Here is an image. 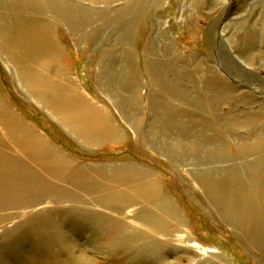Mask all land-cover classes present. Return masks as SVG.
<instances>
[{
  "label": "rangeland",
  "instance_id": "rangeland-1",
  "mask_svg": "<svg viewBox=\"0 0 264 264\" xmlns=\"http://www.w3.org/2000/svg\"><path fill=\"white\" fill-rule=\"evenodd\" d=\"M19 1L0 0V163L25 165L0 169V264H264V0Z\"/></svg>",
  "mask_w": 264,
  "mask_h": 264
},
{
  "label": "bare ground",
  "instance_id": "bare-ground-1",
  "mask_svg": "<svg viewBox=\"0 0 264 264\" xmlns=\"http://www.w3.org/2000/svg\"><path fill=\"white\" fill-rule=\"evenodd\" d=\"M28 1V0H27ZM17 2H20L19 0H17ZM24 2H25V0H24ZM52 2V1H51ZM27 4V3H26ZM25 4V5H26ZM18 5V4H17ZM20 7V6H19ZM48 8H50V6H47ZM52 8H53V6H52ZM55 8H58V7H55ZM45 9H46V7H45ZM52 11V10H51ZM53 12V11H52ZM57 12V11H56ZM29 25V24H28ZM38 25V24H37ZM33 26H35V25H33ZM27 27V26H26ZM29 28H30V25H29ZM22 29H24L23 27H22ZM36 29V28H35ZM16 30H18L19 31V28L18 29H16ZM21 30V29H20ZM37 30V29H36ZM38 31V30H37ZM43 31V29L41 30L40 29V32H38V33H40V40L39 41H41V42H43V43H48L49 44V42H48V36H49V33H47L48 31L47 30H45V31H47L46 32V34H48V36L45 34V32H42ZM17 32V31H16ZM13 33L14 32H12V35H13ZM17 33H19L20 34V31L19 32H17ZM17 33H16V35H17ZM36 33V32H35ZM37 33V34H38ZM22 35H24V34H22ZM18 36V35H17ZM20 36V35H19ZM27 36V35H26ZM52 37H53V35H51ZM23 37H25V36H23ZM29 37V36H28ZM22 40H25V39H22ZM29 40V39H28ZM31 40V39H30ZM35 40V39H34ZM51 40V39H50ZM31 41H33V39L31 40ZM31 41H29V42H31ZM38 41V44L40 43ZM27 42V41H26ZM33 43V42H32ZM31 43V44H32ZM43 43H41V44H43ZM5 44V43H4ZM29 44V43H28ZM37 44V45H38ZM44 45V44H43ZM43 45L41 46V47H43ZM40 46H35L34 45V47H40ZM45 46H47L46 44H45ZM45 46H44V48H45ZM49 46V45H48ZM33 48V47H32ZM40 49V48H39ZM36 49L34 48V50L33 51H35ZM21 71V70H20ZM125 82V81H124ZM122 90V89H121ZM120 90V91H121ZM62 91V90H61ZM63 92V91H62ZM45 93V92H44ZM60 97V96H59ZM60 100H61V102H62V99L60 98L59 99V101L58 102H60ZM75 100V99H74ZM80 101V100H79ZM91 101V100H90ZM60 102V103H61ZM128 102V101H127ZM82 103V102H81ZM151 103V102H150ZM72 104V103H71ZM52 105V104H51ZM66 105V104H65ZM72 105H74V103L72 104ZM152 106V105H151ZM67 108V107H66ZM69 108H71V111H72V113H73V115H74V112H76V109L75 108H73V107H69ZM79 108V107H78ZM80 109H81V106H80ZM88 109H89V107H88ZM86 110V109H85ZM91 110H93L92 108H91ZM82 111V110H81ZM80 111V112H81ZM94 111H96V110H94ZM130 111H132V110H130ZM77 113H78V111H77ZM134 113V112H133ZM8 114V113H7ZM65 114V113H64ZM70 114V113H69ZM82 114V113H81ZM89 114V113H88ZM91 115H88V117H85V116H83V117H85V118H83V117H80V119H79V117L75 114L74 116L78 119V120H81L82 122H83V124H87L85 127H86V129H85V131H87L88 130V123H89V121H87L88 119H90V120H94V122L95 121H99L100 120V116H99V114L97 113V112H92V113H90ZM100 114H101V112H100ZM173 114V113H172ZM130 115V114H129ZM73 116V118H75ZM131 117V116H130ZM67 119L68 118H70L71 119V117H69V115H68V117H66ZM75 118V119H76ZM74 119V120H75ZM5 121H7V122H5L4 123V125H6V126H8V127H4V128H10V126H11V124H10V122L13 124V121H11V120H5ZM67 121V120H66ZM72 121V120H71ZM88 123H87V122ZM63 122V121H62ZM92 123V124H90L89 123V125L91 126V125H93L92 127L93 128H91L90 129V131L88 130L87 131V133H89V134H91V133H97V134H100L101 132L99 131V129L98 128H100L101 127V125H100V123L98 124V125H100V127H98L97 129H96V123ZM107 122V121H106ZM64 123V122H63ZM71 123V122H70ZM102 123V122H101ZM67 124V123H66ZM110 124V123H109ZM109 124H107L108 126H110ZM21 128V127H20ZM109 129V128H108ZM9 130V129H8ZM84 130V129H83ZM83 132V131H82ZM98 132H100V133H98ZM26 134V133H25ZM84 134V133H83ZM31 139H33V135L32 134H27L26 135V138H25V140H26V146L28 147V148H30L31 150L30 151H33V150H36V149H38V147L40 146V142L39 143H30V141H31ZM25 140H23V141H25ZM23 141H19L21 144L22 143H24ZM207 141H210V139H208ZM11 142V141H10ZM12 142H14V140L12 141ZM210 142H212V141H210ZM15 143V142H14ZM2 145V144H1ZM25 146V145H24ZM10 147V146H9ZM26 147V148H27ZM7 148V147H6ZM25 149V148H24ZM5 151V150H4ZM5 152H7V151H5ZM17 152V151H16ZM56 152V151H55ZM8 153V152H7ZM34 153V152H33ZM28 154V157H29V159L31 160V162H32V165L33 166H37V168H39V170H41V169H43V171L44 172H46L47 171V169H49V167L47 166V164H46V162L44 161V160H46L47 159V157H46V155L45 156H40V155H35V156H29V153H27ZM16 155V154H15ZM22 155V154H21ZM1 156H3L2 154H1ZM57 156V155H56ZM13 157V156H12ZM5 158V157H4ZM3 158V160H2V163H0V169H1V171L4 169V167H3V164H9V166H10V169H11V175H9L10 177H9V182L8 183H11L10 181H16L17 182V180L19 179V177H18V174H20V172L21 173H23V172H25V165L24 164H21V163H19V162H15L14 161V159H9V158H5L4 159ZM22 157L20 156V157H18V158H16V159H21ZM2 158H0V160H1ZM24 158H22L21 160H23ZM58 160L60 161L59 162V164H58V167H57V169H62L61 167H62V165H63V163L62 162H64L63 161V158H58ZM19 163V164H18ZM30 163V162H29ZM62 163V164H61ZM65 164V163H64ZM28 166H26V170L28 171L29 169H30V167L32 166V165H29V164H27ZM66 165V164H65ZM61 166V167H60ZM3 167V168H2ZM50 170H52V169H50ZM0 171V172H1ZM61 171V170H60ZM3 172V171H2ZM6 172V171H5ZM7 173V175H8V172H6ZM6 173H4V174H6ZM32 173V172H31ZM36 173V172H35ZM41 173V172H40ZM2 175H3V173H2ZM26 175L27 176H31V175H29V171L28 172H26ZM79 175V174H78ZM4 176V175H3ZM0 179H1V182H5V180H6V178L4 177H0ZM2 185V184H1ZM29 185V184H28ZM5 186H7V185H5ZM230 186V185H229ZM264 186V185H263ZM20 187V186H19ZM101 187V186H100ZM6 188V187H5ZM25 188V187H24ZM27 188V187H26ZM102 188V187H101ZM3 189V188H2ZM20 189H22V187H20L18 190H19V192H22V191H20ZM227 189V188H226ZM4 190V189H3ZM6 190V189H5ZM216 190V189H215ZM2 191V190H1ZM219 191V190H218ZM223 191V190H222ZM221 191V192H222ZM228 192V191H227ZM1 192H0V196H1ZM13 195V194H12ZM4 196V195H3ZM9 196V195H8ZM11 196V195H10ZM9 196V197H10ZM6 198H4V200H5ZM224 200V199H223ZM239 201V200H238ZM131 202V201H130ZM134 203V202H133ZM136 203V202H135ZM217 203V202H216ZM239 204V203H238ZM236 205V204H235ZM232 206V205H231ZM236 208V207H235ZM10 209V208H9ZM248 212V211H247ZM261 219V218H260ZM253 226V225H252ZM255 228V227H254ZM258 230V229H257ZM256 232V231H255Z\"/></svg>",
  "mask_w": 264,
  "mask_h": 264
}]
</instances>
